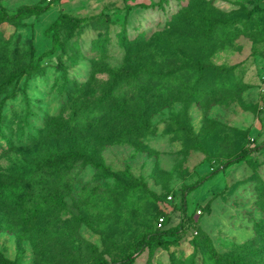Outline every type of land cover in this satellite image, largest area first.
Masks as SVG:
<instances>
[{"label":"rangeland","instance_id":"rangeland-1","mask_svg":"<svg viewBox=\"0 0 264 264\" xmlns=\"http://www.w3.org/2000/svg\"><path fill=\"white\" fill-rule=\"evenodd\" d=\"M0 5V264H264V0Z\"/></svg>","mask_w":264,"mask_h":264},{"label":"trees","instance_id":"trees-1","mask_svg":"<svg viewBox=\"0 0 264 264\" xmlns=\"http://www.w3.org/2000/svg\"><path fill=\"white\" fill-rule=\"evenodd\" d=\"M46 7L40 5H21L15 9V11L11 14H8L3 7L0 5V14L3 18L6 19H14L21 18L27 14H39ZM59 18H65L64 16H60ZM54 23V22H53ZM53 23L50 24L53 25ZM261 112L258 115V121L261 127V130L264 135V98L263 104L261 105ZM264 144V137L260 144L254 143L252 140L250 145H245L239 148L237 151L232 153L227 158L218 162L217 165L212 167L209 171L203 173L199 177H197L193 182H191L188 186V190L194 189L199 186L204 181L210 179L216 172L219 170L233 164L239 162L241 160L246 159L252 152L258 150ZM188 214L182 211L181 218H187ZM163 223V221H161ZM180 223H177L173 227L157 229L154 231L144 232L142 233L133 243L128 245V250L124 253V255L119 259H111V260H101L97 262V264H131L133 261V253L139 252L144 246H152L154 245L161 236H173L176 234L178 229L180 228ZM221 264H235L226 263L223 260H219Z\"/></svg>","mask_w":264,"mask_h":264},{"label":"built area","instance_id":"built-area-1","mask_svg":"<svg viewBox=\"0 0 264 264\" xmlns=\"http://www.w3.org/2000/svg\"><path fill=\"white\" fill-rule=\"evenodd\" d=\"M196 212L199 213L200 212L199 209H196ZM158 220H159V222H161L162 221V218L161 217H158Z\"/></svg>","mask_w":264,"mask_h":264}]
</instances>
